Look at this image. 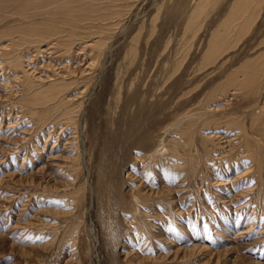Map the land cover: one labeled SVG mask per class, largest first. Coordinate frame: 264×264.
<instances>
[{"label": "rangeland", "instance_id": "1", "mask_svg": "<svg viewBox=\"0 0 264 264\" xmlns=\"http://www.w3.org/2000/svg\"><path fill=\"white\" fill-rule=\"evenodd\" d=\"M62 1L0 0V264H264V0Z\"/></svg>", "mask_w": 264, "mask_h": 264}, {"label": "bare ground", "instance_id": "2", "mask_svg": "<svg viewBox=\"0 0 264 264\" xmlns=\"http://www.w3.org/2000/svg\"><path fill=\"white\" fill-rule=\"evenodd\" d=\"M93 1H102V0H89V3L91 4ZM106 1H109L110 2V4L111 5H115V3H119V2H114L115 0H106ZM119 1H121V0H119ZM243 2H246L245 3V5L247 6V5H249L250 7L253 5L254 7L255 6H257L258 4H257V1H255L254 2V0H242ZM52 2H55V4H58L59 2H58V0H52ZM74 2H78V0H75V1H72V2H69V1H66V0H63L62 2H60V6H63L64 8H66V6H71V5H73V3ZM120 4V3H119ZM241 3H239V5H240ZM256 4V5H255ZM117 5V4H116ZM240 6H242V4L240 5ZM253 7V8H254ZM74 8L75 9H77V7H75L74 6ZM243 8V7H242ZM245 8V7H244ZM249 9V8H248ZM60 10H63V8H61L60 7ZM67 10V9H66ZM80 10H83V8L82 9H77L76 11L78 12V11H80ZM239 10H240V8H239ZM250 10V9H249ZM68 11V10H67ZM241 11H243V10H241ZM79 13V12H78ZM77 13V14H78ZM246 13H249L248 11L246 12ZM115 14V13H114ZM250 14V13H249ZM69 15H70V13H69ZM75 17H77V15L75 16ZM80 17H85V14H84V12H81L80 13ZM237 17H238V15H237ZM251 18V17H250ZM89 19V18H88ZM100 19V18H99ZM230 19H232V16H230V18L226 21V23L224 24V27L225 28H227V27H229V23H230ZM248 19V18H247ZM246 19V21H245V24L242 26V29H246V25L249 23V20H247ZM223 27V25L220 27V29ZM219 29V30H220ZM229 29V28H228ZM223 30H224V28H223ZM36 31V30H35ZM50 31V30H49ZM33 32H34V30H33ZM247 32V31H246ZM246 32H239L238 33V37H243L245 34H246ZM37 33V35H38V37H36L37 39H44L45 38V36L44 35H39V33L38 32H36ZM36 33H35V35H36ZM42 33V32H41ZM234 32H231V33H215V36H214V39L211 41V45H212V48L210 49V52H208V57H210L211 56V54H216V53H220L221 51H222V53L223 52H226V50L224 51V49H226V47L227 46H229V44L226 46V44H225V41L227 40L228 41V39H230V37L232 36V34H233ZM239 40V39H238ZM237 40V41H238ZM43 41V40H42ZM226 41V42H227ZM232 41V40H231ZM96 46L98 47V45L96 44ZM100 46V45H99ZM229 48V47H228ZM231 48V47H230ZM228 50V49H227ZM229 50H231V49H229ZM209 51V50H208ZM249 66H247L245 69H247ZM247 71L246 70H244V71H242V72H240L239 74H245V76L247 75ZM238 76H240V75H238L237 74V72H235V73H232V75L227 79V81H225V83L223 84V86L220 88V90H222L223 91V93H227L228 92V90L230 89V88H232L233 86L235 87H237L239 90H241V92H245L246 90H248L247 88L248 87H250L252 84H253V79H254V77L253 76H250V74L249 75H247V77L244 79V80H241L240 79V77H238ZM254 82H255V80H254ZM54 84V83H53ZM58 84V83H57ZM71 84V83H70ZM55 86H56V84H55ZM58 86V85H57ZM53 87V86H52ZM68 87V86H67ZM248 94V93H247ZM50 95V94H49ZM60 96V95H59ZM62 103V102H61ZM62 105V104H61ZM60 105V106H61ZM59 106V104L57 105V107ZM43 117V116H42ZM70 122V121H69ZM72 125H73V123H71ZM76 124V123H75ZM79 124V123H78ZM75 131H74V135L76 136L77 135V137H76V140H77V148L78 147H80L79 146V144H80V140H79V138H80V130H79V128L77 127V131H76V128L74 129ZM78 141H79V143H78ZM173 145H174V143H173ZM177 146H178V144H175L173 147H174V151H173V153H174V155H176L177 154ZM79 153H81V152H79ZM147 160V159H146ZM156 162V161H155ZM101 169H103V166H101ZM102 180H105V181H103V183H102V185H104V188H103V195H104V198H105V200H106V206L108 207V208H110V210H111V212L110 213H108L109 215H111V219L110 218H105L106 220H107V223L109 224V226H111V228H112V233L114 234V235H119V226L120 225H122L121 224V222H119V220H118V216L117 215H115L116 213L119 215L120 214V212L123 210V208L125 207V205H126V203H124V200L122 199V197H121V188H117L116 187V185H115V178H114V176L111 174V173H109V177L112 179V187L113 188H108L106 185H105V182H106V178H108V176H107V174L105 173V174H103V172H102ZM107 187V188H106ZM105 188H106V190H108L109 192H106V190H105ZM138 193H140V192H138ZM136 197H137V200L136 201H134V204H133V206H134V208L135 209H133L134 211V215H135V217L136 216H138V210H139V207H141V206H145V204L146 205H151V200H149V199H147L145 196L143 197L142 195L140 196V195H137L136 194ZM114 199H116L117 200V203L115 204V203H113L114 202ZM135 200V199H134ZM112 203H113V205H112ZM163 204V203H162ZM105 206V207H106ZM122 216V215H121ZM108 219H110V220H108ZM151 227V226H150ZM122 228V226H120V229ZM135 229L136 230H138V231H142V232H145V230H146V226L142 223V222H139L138 224H136L135 225Z\"/></svg>", "mask_w": 264, "mask_h": 264}]
</instances>
